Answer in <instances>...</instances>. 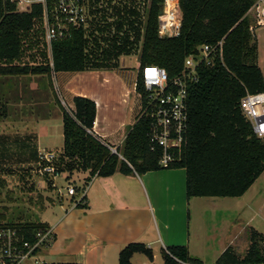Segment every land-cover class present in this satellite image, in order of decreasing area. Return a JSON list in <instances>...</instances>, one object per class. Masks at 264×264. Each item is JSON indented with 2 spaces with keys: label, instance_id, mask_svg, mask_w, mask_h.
Segmentation results:
<instances>
[{
  "label": "trees",
  "instance_id": "16d2710c",
  "mask_svg": "<svg viewBox=\"0 0 264 264\" xmlns=\"http://www.w3.org/2000/svg\"><path fill=\"white\" fill-rule=\"evenodd\" d=\"M113 1L106 2L107 8L113 7ZM139 1L144 3L145 23L140 10H126L128 5L123 14L119 7L115 8L116 17L109 12L97 15L96 9L92 8L95 19H100L98 23L105 25L104 21L108 22L111 33L106 40L109 39L110 50L105 51L103 43L93 37L94 50L87 53L89 40L81 31L72 40L54 43L52 65L6 67L2 64H12L20 59L21 36L32 29L41 12L38 9L18 12L17 5L11 0H0V76L51 77L53 73H79L108 65L91 64L89 54L95 55L92 60L106 61L131 55L140 49L136 92L144 94L140 80V71L144 67H162L173 78L182 71L185 59L195 54L199 46L216 44L224 39V60L216 58L214 66L200 67L199 81L188 89L189 126L177 162L168 168L160 166L162 152L160 148L152 150L151 122L145 117L140 118V114L128 128L124 145L118 149L120 155L113 153L109 145L94 133L96 103L90 98L76 96L72 110H67L58 100L63 113L64 148L56 165L59 173L61 164L66 166L70 175L75 171L87 172L86 185L95 177H110L117 172L143 175L163 169H185L188 199L243 197L264 173V138L254 134L240 110V102L247 93L264 92L258 45L250 31V20L245 17L254 0H180L182 28L180 35L172 38L159 36L162 0ZM109 18L114 21L110 22ZM95 26L92 24V36L97 31ZM97 28L100 30L101 27L98 25ZM7 117L8 109L0 106V121ZM84 200L83 197L77 206L83 207ZM5 230H15L18 238L15 245L23 248L24 243L34 245L37 242V233L50 229L44 222H9L3 217L0 231ZM250 238L245 260L264 261V235L252 229ZM40 251L37 249L33 254ZM168 252L163 251L164 264H178L174 258L199 262L190 258L189 250L184 246L169 247ZM135 254L154 261L152 249L143 243L132 242L121 250L119 264H132ZM240 260L241 256L229 248L218 261L235 263ZM6 263L11 264L10 259H6Z\"/></svg>",
  "mask_w": 264,
  "mask_h": 264
},
{
  "label": "crops",
  "instance_id": "0c3cea01",
  "mask_svg": "<svg viewBox=\"0 0 264 264\" xmlns=\"http://www.w3.org/2000/svg\"><path fill=\"white\" fill-rule=\"evenodd\" d=\"M109 21H114V18ZM92 50L94 45L90 42L87 53ZM92 56L95 57L89 54L91 64L108 65L79 73H59L71 75L69 78L67 74L64 75L63 85L72 107L55 89L54 81L58 73H53L51 77L0 76V106L8 109V117L0 121L1 164L19 162L38 165L40 155L45 152L60 155L56 156L58 164L64 148L63 113L58 100L67 110H72L76 96L90 98L97 105L94 133L110 149L118 151L123 147L128 128L136 122L141 112L140 97L136 92L139 70L130 90L109 72L120 68L121 57L129 55L106 61L92 60ZM41 65L46 64H18L16 61L2 64L6 67ZM113 78L119 87L111 86ZM53 89L56 96L52 93ZM28 106L32 111L26 114L24 110ZM38 107L43 111L38 113L33 109ZM31 114L34 118L30 119L32 123L29 126L24 116ZM4 123H11L8 130H3ZM4 133L29 135L22 138ZM58 137L61 142L59 146H54ZM4 143L8 145L6 150ZM76 174L83 175L85 181L89 175L82 171L69 174L67 181L69 186L75 187L76 194H67V206L63 201L53 202L44 211L50 215L48 221L40 219L49 225L52 232L50 243L38 253L41 263L119 264L121 250L132 242L143 243L154 253L153 262L142 254H135L132 264H164L163 251L168 252L169 247L177 246L187 247L192 259L199 262H203L202 258L206 259L205 254L197 250V243L204 242L211 234L202 230L198 238L199 228L197 221H194L193 211H197V206L202 205L204 199L213 197L188 199L185 169H163L143 175L117 172L110 177H95L88 185L85 181L82 183L84 192L80 197L82 187L74 180ZM57 177L52 178L53 187ZM83 197V207H78ZM205 231L207 233L204 234ZM232 244L231 241L230 245L224 247L221 255L227 249H232Z\"/></svg>",
  "mask_w": 264,
  "mask_h": 264
},
{
  "label": "built area",
  "instance_id": "2783aa9c",
  "mask_svg": "<svg viewBox=\"0 0 264 264\" xmlns=\"http://www.w3.org/2000/svg\"><path fill=\"white\" fill-rule=\"evenodd\" d=\"M11 1L17 5L18 12L40 10L41 14L36 19L44 32L51 55L54 43L72 40L78 32H84L86 40H92V22L96 20V16L91 13L92 0ZM245 17L250 20V31L255 35L258 28L264 27V0H254ZM181 28L180 0H162L159 36L177 37ZM224 43L223 39L216 44L199 46L195 54L185 59L182 71L173 78L169 77L164 68L156 65L146 66L140 71L144 89V94H138L142 102L140 118L145 117L151 122L152 150L161 149L160 166L163 168H168L179 160L185 142L189 126L188 89L191 84L199 81L200 67L214 66L216 58L224 60ZM48 64H53V58ZM240 110L254 134L258 138H264V92L247 93L240 102ZM111 151L119 155L117 149L111 148ZM56 162L57 157L53 152L42 153L39 157V173L45 177H57L59 172ZM67 194L75 195V187L68 186ZM51 239V230L39 232L34 245L24 243L23 248H19L15 245L18 242L15 230L0 231V241L5 245L0 264H7L6 259H10L11 264H41L38 254L34 255L33 252L47 247ZM174 259L178 264H205ZM214 264H264V261H246L244 256L239 262L217 261Z\"/></svg>",
  "mask_w": 264,
  "mask_h": 264
},
{
  "label": "rangeland",
  "instance_id": "374dc122",
  "mask_svg": "<svg viewBox=\"0 0 264 264\" xmlns=\"http://www.w3.org/2000/svg\"><path fill=\"white\" fill-rule=\"evenodd\" d=\"M108 1L109 0H92L91 7L96 9L97 15L105 12L107 15L108 12L109 14H115L113 12H115L114 10L117 7H119V10H121L123 14L125 13V6L128 5L126 10L129 8L140 10L141 19L143 23H145L146 14H144L142 9L144 3H141L139 0H134V2H132L133 0H114L111 3L113 5L111 9L107 8L106 2ZM93 15L95 14L93 13ZM99 21L100 19H96V22H92L94 26L97 25L95 26L97 31L93 34L92 38L94 37V39L98 40L101 44L103 43L102 48L107 51L110 50V42L109 39H106L109 38L111 29L106 20L104 21L105 25L101 24V22L98 23ZM98 25L101 27L100 30L97 28ZM112 32H115V30L113 29ZM143 32L144 28H142L141 32L142 37ZM254 36L258 45V65L264 75V27L258 28ZM21 40L22 55L20 59L16 60V63L48 64L51 62L52 55L49 47L46 45L44 32L37 19L34 20L32 29L22 34ZM91 42L95 46V41L91 40ZM89 43L88 41V44ZM139 52L140 49L138 52H134L129 56L121 57L120 68L109 71L112 76H115V79H119V82L126 85L130 90L133 88L137 72L140 69L138 60ZM66 74L67 73H58L54 81V86L56 91L62 95L66 102L68 101V106L72 107L63 85L64 75ZM69 77H71L70 73L67 74V78ZM114 78L112 79L113 82L111 86L114 88L119 87L116 85ZM56 91L53 89L52 93L54 96L57 94ZM136 98L137 97H135V99ZM138 99L142 107L141 99ZM33 109L38 113L43 111L39 107ZM24 111L26 114H29L32 108L28 106ZM24 118V121L27 122L26 124L30 126L32 123L30 119H33L34 116L32 114L25 115ZM60 125L62 131V124ZM2 126L3 130H6L7 127L11 126V123H4ZM4 134L11 137L18 135L22 138L29 135V133ZM60 142V138L58 137L54 142V146H59ZM7 146L8 145L4 143L5 150ZM56 156L59 157L60 155L56 153ZM61 166L62 171L55 179V187H53L51 183L52 177H45L40 174L39 165L21 164L19 162L13 165L0 163V220L5 217L9 222H36L40 221V219L41 221H48L50 215L48 213L45 214L44 211L47 207H50L53 202L63 201L64 206H67V187L69 186L67 177L69 174L65 169L66 166L63 164H61ZM83 178L84 176L80 174L74 176L77 185L82 187L78 197L84 192L82 183L85 179L83 180ZM204 200L205 204H199L197 206V211L192 210L194 221H197V226L199 228L198 238L202 230L208 232L205 231L204 234H211L204 242L200 241L197 243V250L204 253L206 257V259L202 258V261L205 264L216 263L221 256L222 249L230 245L231 241L233 242L231 246L234 252L238 256L244 257L251 244V230L254 229L264 234V173L242 198H208ZM57 207L59 208L60 206L57 205ZM4 249L5 245L0 241V257L3 255ZM262 250L264 252V243H262ZM140 258L143 259L141 255Z\"/></svg>",
  "mask_w": 264,
  "mask_h": 264
},
{
  "label": "water",
  "instance_id": "95a60500",
  "mask_svg": "<svg viewBox=\"0 0 264 264\" xmlns=\"http://www.w3.org/2000/svg\"><path fill=\"white\" fill-rule=\"evenodd\" d=\"M159 14H161V10H160Z\"/></svg>",
  "mask_w": 264,
  "mask_h": 264
}]
</instances>
